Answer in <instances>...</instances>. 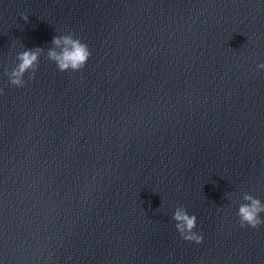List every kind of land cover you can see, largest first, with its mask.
Wrapping results in <instances>:
<instances>
[{
	"label": "water",
	"instance_id": "95a60500",
	"mask_svg": "<svg viewBox=\"0 0 264 264\" xmlns=\"http://www.w3.org/2000/svg\"><path fill=\"white\" fill-rule=\"evenodd\" d=\"M68 32L79 71L47 58ZM261 62L264 0H0V264H264L237 216L264 203Z\"/></svg>",
	"mask_w": 264,
	"mask_h": 264
},
{
	"label": "clouds",
	"instance_id": "9594fccd",
	"mask_svg": "<svg viewBox=\"0 0 264 264\" xmlns=\"http://www.w3.org/2000/svg\"><path fill=\"white\" fill-rule=\"evenodd\" d=\"M23 19L27 21L28 17L23 15ZM52 44L56 47L50 48L47 51V58L54 61L60 71H79L88 61L91 52L88 45L79 37H74L72 32L67 34L54 36ZM59 49V51L57 50ZM43 49H25L17 54L16 65L7 72L9 82L11 85L23 87L25 84V73L28 74L29 79L34 78L35 72L38 68L39 55ZM258 68L264 69V62L257 65ZM0 89V93H2ZM244 203L238 207L237 216L241 227L257 228L264 224V218L261 213H264V203L258 197H254L249 193L243 196ZM173 219L176 221L175 228L180 236L187 240L196 243L202 242V235L193 231L196 227L195 214H188L184 208H177L174 212Z\"/></svg>",
	"mask_w": 264,
	"mask_h": 264
}]
</instances>
